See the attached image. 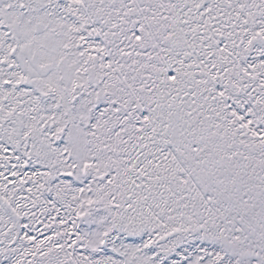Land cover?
I'll list each match as a JSON object with an SVG mask.
<instances>
[{
	"label": "snow or ice",
	"instance_id": "obj_1",
	"mask_svg": "<svg viewBox=\"0 0 264 264\" xmlns=\"http://www.w3.org/2000/svg\"><path fill=\"white\" fill-rule=\"evenodd\" d=\"M0 264H264V0H0Z\"/></svg>",
	"mask_w": 264,
	"mask_h": 264
}]
</instances>
